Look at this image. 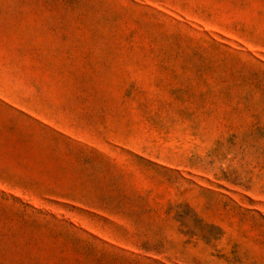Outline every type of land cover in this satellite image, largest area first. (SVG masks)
Wrapping results in <instances>:
<instances>
[{
    "label": "rangeland",
    "instance_id": "374dc122",
    "mask_svg": "<svg viewBox=\"0 0 264 264\" xmlns=\"http://www.w3.org/2000/svg\"><path fill=\"white\" fill-rule=\"evenodd\" d=\"M0 264H264V0H0Z\"/></svg>",
    "mask_w": 264,
    "mask_h": 264
}]
</instances>
